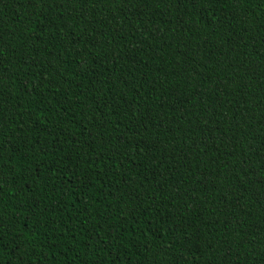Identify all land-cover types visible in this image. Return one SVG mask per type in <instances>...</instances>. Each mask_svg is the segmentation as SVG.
<instances>
[{
  "label": "trees",
  "instance_id": "obj_1",
  "mask_svg": "<svg viewBox=\"0 0 264 264\" xmlns=\"http://www.w3.org/2000/svg\"><path fill=\"white\" fill-rule=\"evenodd\" d=\"M0 264H264V0H0Z\"/></svg>",
  "mask_w": 264,
  "mask_h": 264
}]
</instances>
